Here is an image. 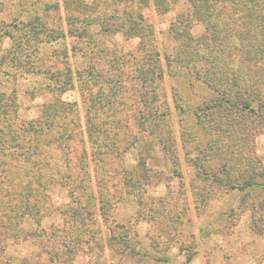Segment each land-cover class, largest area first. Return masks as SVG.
Segmentation results:
<instances>
[{
  "label": "rangeland",
  "instance_id": "rangeland-1",
  "mask_svg": "<svg viewBox=\"0 0 264 264\" xmlns=\"http://www.w3.org/2000/svg\"><path fill=\"white\" fill-rule=\"evenodd\" d=\"M255 2L246 11L264 14ZM168 6L0 0V94L15 105L0 102V138L27 148L53 122L42 152L0 160V264H225L237 226L264 241V133L248 121L218 133L225 89L203 79L212 28L193 25L191 0ZM187 24L183 45L173 30ZM217 35L232 54L221 81L263 88V30Z\"/></svg>",
  "mask_w": 264,
  "mask_h": 264
},
{
  "label": "trees",
  "instance_id": "trees-1",
  "mask_svg": "<svg viewBox=\"0 0 264 264\" xmlns=\"http://www.w3.org/2000/svg\"><path fill=\"white\" fill-rule=\"evenodd\" d=\"M168 1H171L172 3H174V2H177L178 0H155V3L163 11L164 10L167 11L169 7ZM191 1L193 4L192 6L193 9L190 14V17H191L190 21H192L193 25L197 23H202L205 26L212 28V31H213L212 32L213 38H210L209 40L211 45L207 44V40H208L207 38L203 40L204 48H207L209 53H211L210 56H207L205 58L206 59L205 62L208 63L209 66L205 70V73L203 74L204 76L203 79L205 81L207 80L210 83L209 86H214L217 91L218 89L221 88V85L225 89L224 92L221 91V96H220L221 103L220 102L217 103L218 101L217 99L216 103L213 105L217 112H219L220 110L226 111V115H225L226 128H224L223 131L220 129L218 133H224V134H227L228 137H232L234 135V132L236 133V127L237 126L241 127L243 121H248L249 125L251 123L252 126H255L256 133H264V124H261L262 120L264 119V80L261 81L262 83L261 86H263V88H260L259 86V88L257 87L256 89H253L246 83H243L245 80L244 77H241L239 79L237 75H234L231 78H226V79H223L224 81H221L222 75L221 77H219V73H218L220 71L221 72L224 71L225 66L227 68V65L220 67L218 63L220 64V62H222L223 65L227 64L228 61H226L225 59L229 60L230 57H232V54H230V51H229L228 43H225L224 41L222 42L220 40V38L217 35L218 31H221V32L222 31L225 32L226 30L230 31L234 29V26L236 25L239 26V24H242L243 27L246 28L247 24H251V22H256L257 26H259L264 32V14H261L260 11H250V12L246 11L247 8L250 7V5L252 6V8L256 7L255 1H258V0H191ZM217 8H219L218 11H217ZM245 11L247 15L244 13ZM218 15H221V16L218 19H216ZM247 20L251 22H247ZM179 23L180 22H178V24ZM191 26L192 24H187L184 27L182 34L178 32V30L176 31L177 28L174 29L173 30L174 35L172 36V38L176 41H179L181 44L186 45V43L181 40L184 34L185 35L186 33L188 34V30ZM261 38L264 41V36H262ZM218 52L222 56V60L220 57L217 58ZM263 54H264V49L261 52V55ZM245 57H246V60H244V62L250 59L247 57V54L245 55ZM3 63H4L3 61L0 62V68L3 65ZM255 71H259V69L256 68ZM6 97L7 95H5L4 93H1L0 102H3V103L5 102V104H7V106L11 108L15 107L11 96L7 98ZM60 109L64 110V108H60ZM44 113L48 119L50 118L54 119V114L53 112L50 111L49 108H45ZM233 113L236 115L238 113L242 115L243 117L239 119V116H235L233 115ZM10 114H11V117H9ZM10 114L6 112L5 114L6 119L2 121L3 123L4 121L13 122L15 119H17L16 110L12 111ZM252 123H254V125ZM52 124L53 122H49L48 120L47 122H44L41 125H39L38 127L43 126L40 130V134L34 137V139L27 141L28 142L27 148L24 147L23 142L16 135L11 136V138H0V152H2L0 154V160H2L3 157L5 159L6 156L8 158L10 157L13 160L15 155L20 156V158H23L24 156L28 157L27 153H25V149L31 148L30 147L31 145L34 146L33 150L36 153L39 150H40L39 152H42L43 151V149L41 148L42 146L45 148L48 147L45 145L46 139L43 136L44 135L46 136V134L43 128L52 126ZM35 132L36 131L34 130L33 133ZM53 140L54 138H49L48 144L56 143ZM57 145L59 144L57 143ZM4 152H7V154H4ZM14 159H17V158H14ZM1 164H3L2 161H1ZM37 177H38V183H39V180L43 179V177L41 176H37ZM251 185H252V182H250V180H247L245 182L246 187H250ZM27 208L28 206L26 207V209ZM6 209L7 210H5L4 215L6 216L8 220H10L11 215H14L15 213V209L11 208V206L10 208H6Z\"/></svg>",
  "mask_w": 264,
  "mask_h": 264
},
{
  "label": "crops",
  "instance_id": "crops-1",
  "mask_svg": "<svg viewBox=\"0 0 264 264\" xmlns=\"http://www.w3.org/2000/svg\"><path fill=\"white\" fill-rule=\"evenodd\" d=\"M249 217L247 214L245 219ZM229 238L227 249L230 252L225 256V264H264V256L261 257L260 254H256L257 251L255 250L257 246L264 248V241L260 240L261 237L257 232L238 230L237 226L234 232L229 233Z\"/></svg>",
  "mask_w": 264,
  "mask_h": 264
}]
</instances>
